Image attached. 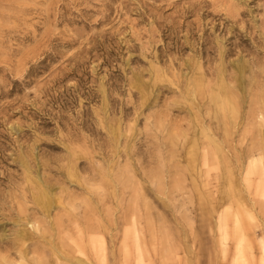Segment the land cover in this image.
<instances>
[{"label": "rangeland", "instance_id": "rangeland-1", "mask_svg": "<svg viewBox=\"0 0 264 264\" xmlns=\"http://www.w3.org/2000/svg\"><path fill=\"white\" fill-rule=\"evenodd\" d=\"M0 264H264V0H0Z\"/></svg>", "mask_w": 264, "mask_h": 264}]
</instances>
